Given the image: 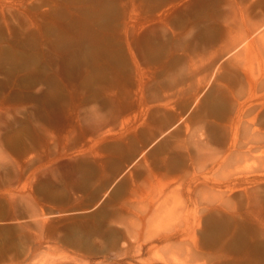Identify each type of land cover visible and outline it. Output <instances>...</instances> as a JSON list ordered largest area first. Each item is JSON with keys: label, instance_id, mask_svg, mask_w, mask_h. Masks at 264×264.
Wrapping results in <instances>:
<instances>
[{"label": "rangeland", "instance_id": "obj_1", "mask_svg": "<svg viewBox=\"0 0 264 264\" xmlns=\"http://www.w3.org/2000/svg\"><path fill=\"white\" fill-rule=\"evenodd\" d=\"M262 121L264 0H0V264H264Z\"/></svg>", "mask_w": 264, "mask_h": 264}, {"label": "bare ground", "instance_id": "obj_2", "mask_svg": "<svg viewBox=\"0 0 264 264\" xmlns=\"http://www.w3.org/2000/svg\"><path fill=\"white\" fill-rule=\"evenodd\" d=\"M79 42V41H78ZM73 44V43H72ZM78 48V47H77ZM264 124V121H262L261 125ZM262 127H264V125H262Z\"/></svg>", "mask_w": 264, "mask_h": 264}, {"label": "clouds", "instance_id": "obj_3", "mask_svg": "<svg viewBox=\"0 0 264 264\" xmlns=\"http://www.w3.org/2000/svg\"><path fill=\"white\" fill-rule=\"evenodd\" d=\"M93 108H95V106H92Z\"/></svg>", "mask_w": 264, "mask_h": 264}]
</instances>
